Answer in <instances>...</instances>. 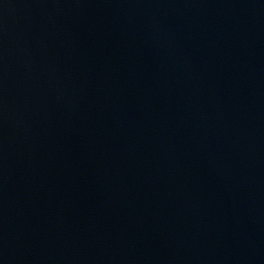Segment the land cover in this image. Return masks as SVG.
<instances>
[{"label":"water","instance_id":"obj_1","mask_svg":"<svg viewBox=\"0 0 264 264\" xmlns=\"http://www.w3.org/2000/svg\"><path fill=\"white\" fill-rule=\"evenodd\" d=\"M0 264H264V0H0Z\"/></svg>","mask_w":264,"mask_h":264}]
</instances>
